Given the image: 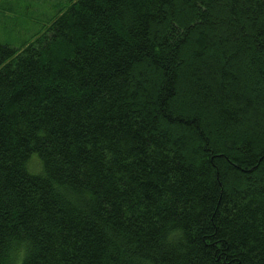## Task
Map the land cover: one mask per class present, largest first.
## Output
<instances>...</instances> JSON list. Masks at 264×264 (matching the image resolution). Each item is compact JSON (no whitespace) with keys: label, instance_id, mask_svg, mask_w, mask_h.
Instances as JSON below:
<instances>
[{"label":"trees","instance_id":"16d2710c","mask_svg":"<svg viewBox=\"0 0 264 264\" xmlns=\"http://www.w3.org/2000/svg\"><path fill=\"white\" fill-rule=\"evenodd\" d=\"M0 264H264V0H66L0 43Z\"/></svg>","mask_w":264,"mask_h":264},{"label":"rangeland","instance_id":"374dc122","mask_svg":"<svg viewBox=\"0 0 264 264\" xmlns=\"http://www.w3.org/2000/svg\"><path fill=\"white\" fill-rule=\"evenodd\" d=\"M66 0H0V43L18 49L37 36ZM31 164L38 159L32 157Z\"/></svg>","mask_w":264,"mask_h":264}]
</instances>
